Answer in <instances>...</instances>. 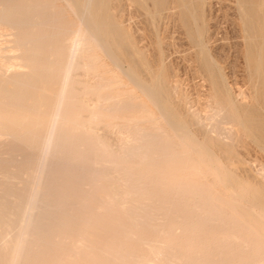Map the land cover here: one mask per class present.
<instances>
[{
    "label": "bare ground",
    "instance_id": "obj_1",
    "mask_svg": "<svg viewBox=\"0 0 264 264\" xmlns=\"http://www.w3.org/2000/svg\"><path fill=\"white\" fill-rule=\"evenodd\" d=\"M111 1L0 0V264H264V165L239 157L249 138L264 147L251 88L207 67L208 103L192 108L163 63L142 76L153 60ZM190 1L153 0L185 28ZM245 3L264 45V4Z\"/></svg>",
    "mask_w": 264,
    "mask_h": 264
},
{
    "label": "rangeland",
    "instance_id": "obj_2",
    "mask_svg": "<svg viewBox=\"0 0 264 264\" xmlns=\"http://www.w3.org/2000/svg\"><path fill=\"white\" fill-rule=\"evenodd\" d=\"M119 1H121V0H119ZM119 1L113 0L110 2V4H114L116 6V8L112 9V6H114V5L109 4L110 10H112L111 12L114 13L116 11L114 13V15H115L114 17L115 18L119 17V19L124 20V21L120 20L121 22L128 24V26H127V24L126 25L124 24V26H126L124 28H126L127 32L130 29V31L132 33L131 32H128V33L131 34V37L134 36V35H132L134 32L136 33V34L135 33L134 34L136 35L137 38L142 35L141 40L139 38L136 39V37L134 36V38H132V42L136 47H138L140 49L145 47L146 49L144 48L143 50H141L142 52H144L146 50V53H143L144 56L146 55L149 57L150 60L151 59L153 60L152 62L151 61L147 62L146 61L147 57L142 58V61L144 60V62L148 63V65H147V63H145L147 66L143 67L144 72H143L142 76L144 78L147 76L146 74L149 73L148 70H151L150 72H152V71L156 72L157 71L156 69H159V67H161L159 65H162V63H163L164 66L163 65L162 66H163V69L165 68L164 71L162 68H160L158 70L159 72L162 71L161 72L162 76L164 75L163 77L165 79L167 78L168 81H171L173 83L177 84L179 82L177 84V86H179V90L180 89H181V91L183 90L182 93L186 94L185 96L188 99V102L192 101L191 103H189V104H191L190 106L192 108H194L195 106H196L195 108H197V107L201 108L200 105L208 103L206 101H208V98H209L208 92H209L210 83H211L209 80L211 78L210 74H212L215 71L214 75L216 77H214V78H216L218 80V77L220 76L221 79L219 78V81L220 80L225 81L231 88L234 86V88H232L234 91L239 88V87L235 88L236 85L240 86V88H241V86H243V87L247 86V87H245V89L247 91L249 90V88H251L250 89L251 91L249 90V92L253 93L252 107L253 106L256 107L258 105L259 107L257 106L256 109L262 108V111L261 110L258 111V109H257V111H255V108L253 107L250 109V111H251L250 114L253 116L255 123L258 122V124H256V125H258V126L264 125V123H263L264 118H261L262 116H264V114H263L264 113L263 112L264 106L262 104L264 102L261 100L262 99L261 98L262 93H260L261 88H262V86L260 87V85H263L261 83L260 78L264 77V76H262V73H264V64H262V63L259 64V61H258L259 60L258 57H261L259 55V52L261 51V48L264 47V45H262L263 43L261 44L262 39H258L259 37L254 38V37H251L250 34H247L248 36L246 35V33H248V32L250 33V28L253 29L251 26V23H250L251 19L249 17L247 19V16L244 15L245 12L243 11V13H242L241 9L239 12V8H240V5L242 3L246 2L245 3V4H247L246 6H248L249 4L250 5L259 4L258 6L261 7L264 4L262 2V0H255V1L254 0H250V1L243 0V2L239 0V3H238V0H194V2L196 1L195 2L196 6L199 4L198 1H201V4H199V6H198L200 8V12L197 11L198 13L195 11L199 10V8L198 7H197L198 9L196 7H195L196 9L193 8L195 6L194 2H193V0L192 1L189 0L191 2L190 4H193V5H191L192 6L191 8H193V9H191L190 12H188L189 15H188V13L186 14V16L188 15L187 16L188 18L186 16H184V18L186 17L185 23L187 22L188 26H190L191 24H194V26L193 25H191V26H193V28L195 27L196 30L192 29L191 26H190V28H191V30H190L189 27L187 26V24H185V26H187L188 28L187 27L185 28L183 22H180V21L184 20L183 18H181L182 16L179 17L178 15H176L173 18H176V17H178V18L172 19V17L170 15H167V11H166V13L164 12L166 7H170L171 4L176 5L178 0L177 1L173 0V2L175 1L174 4L172 1H171L172 2L171 3V2H168V0H165V1L159 0L160 5L163 2L165 4L167 1V3L165 4L166 7H162V8H165L164 10L162 8L157 9V7L155 5H159V3L154 4L153 0L152 1L150 0L151 3H149L150 2L149 0H142V1L148 2L147 4H146V2H141V0H139L140 2L138 0H133V1L127 0V1H130L128 5L126 4L127 2L125 3L126 0H122L123 3H125V5H120V3H122V2L119 3ZM134 1H136V3ZM132 2H134V3H132ZM240 2H242V3L240 4ZM130 3L132 5H130ZM143 3L145 4V6H141V5H144ZM168 3H171V4L169 6H167ZM202 3H203V5H202ZM164 4L161 6H164ZM147 5L148 6L150 5L149 7H150L151 11L149 8L147 9V7H148ZM120 6H121V8H119ZM140 6L142 9L139 8ZM237 6H239V7L237 8ZM153 7H154V9H156L155 11H154ZM138 9H141V10H138ZM143 9H144V11H143ZM168 9L169 8H167L166 10H168ZM149 11L151 12V14L153 16H155L154 19L157 17L155 19V21H154V19L152 20L153 16L150 14ZM153 11L156 12V13H154L155 15L153 14ZM193 11L195 13H197V15L194 13L195 14L194 17H193V15H194ZM161 12H162V14H161ZM144 13H146V14H144ZM150 15L152 18L151 17H150L151 19L147 18V16L149 17ZM239 15L242 16L241 19H240ZM116 16H118V17H116ZM200 16H201V19H200ZM256 17H258V18L260 17V19H258V18H256V19H258L259 23L260 22L262 23L261 14L259 13V16H258V13H257ZM177 19L179 21H177ZM187 19L190 22H188ZM244 19H247V21H244ZM116 20H118V19H116ZM192 20H195V21H192ZM120 21L118 20V22H120ZM203 21L205 23L204 25H202ZM121 22H120V24H123ZM177 22H179V24ZM177 24L178 25L183 24V26L182 25L178 26ZM200 24L202 26L201 31H199L200 30L199 29ZM181 26H182V28H181ZM203 26L204 27L206 26V27L204 28ZM249 26H251V27L249 28ZM240 27L243 29H241ZM187 29L190 30L189 33L192 34V37H193V34H195L194 36L196 38L193 37L195 40H191L193 38L188 37L191 35H189ZM245 29H247V30H245ZM185 30H186V32H185ZM193 32H195V33H193ZM137 33H139L140 36H138ZM203 36L206 38H204ZM243 37H244V39H243ZM246 37H249V38H246ZM245 38H246V40H245ZM250 38L252 39V44L247 43V42H250V41H248V40H251ZM2 39H4V38L0 34V40L2 41ZM200 39L202 41L203 40L205 41V42L204 41L203 42H204V45H206V47L204 46L205 48L203 50L199 46H197V44L193 45V43H192V42L196 43V41H198ZM134 40L135 41L139 40V41L135 42ZM206 40H207V43H206ZM150 41H152V42H150ZM155 42H157V44ZM245 42L248 45H246ZM137 43H138V45L142 44L144 46L142 47L139 45L140 46L139 47L137 45ZM167 43H170V44L167 45ZM243 43H244V45H246L248 47L251 45V48L250 49L246 48L243 45ZM260 44H261V48H260ZM155 45H157V47L158 46L159 47L157 48ZM196 47H197V51H199V52L196 51ZM243 47H245L246 49ZM252 48L254 51H252ZM205 49H207L208 51ZM200 50H202L204 53L202 54V51H200ZM246 50L248 52L249 51L254 52V53L250 52L253 57H251L250 54H249L250 56H248V54H247L248 58L250 57L248 59L245 56ZM153 51H154V53H153ZM187 51H189V52H187ZM243 51H245V52L243 53ZM195 53H196V57H195ZM206 53H209V57H208V54H206ZM257 53H258V55H257ZM161 54H162V56L160 57ZM253 54L257 55V56H254ZM203 55H205L204 58H203ZM101 56L102 55H100V58H102ZM103 57L104 58H102V60L100 59L101 62L103 63V61L104 62L108 61L109 62V63L107 62V64H109L108 69L110 70V68H111V70H112V68H115V69H113V71L115 72V70H116L118 72L116 67L114 65H112L113 63L111 61H109V59L106 56L103 55ZM154 57H156V58H154ZM197 57L201 58V61ZM206 57L208 58L207 59L208 64L204 65L203 60L206 59ZM212 59L214 61H212ZM126 60H127V58H126ZM253 60L255 61L254 63H253ZM158 61H160L161 63H157ZM209 62L210 63L215 62V63L214 64L211 63L212 66H210ZM127 63L128 62L125 61L124 65L127 66ZM216 63H219V64L216 65ZM107 64H104V66L106 67ZM250 64L252 67L250 66ZM153 65H155V66H153ZM213 65L215 68L211 69L213 67ZM258 66L259 67L262 66V67H260L262 70ZM207 67H208V69L211 67L210 70L208 71L210 74H207V70H208V69H206ZM218 67L221 69V71H220V69H218ZM198 68H202V69H198ZM255 68H258L259 70H257V69L254 70ZM106 69H107V67H106ZM203 69L206 71H204ZM250 70L252 72H250ZM146 71H148V72H146ZM248 71H249V73H248ZM256 71L259 73H257ZM216 72H217V75H216ZM200 73H201V75H200ZM203 73L206 74L205 76L210 77V78L206 77V80L208 79L210 83L208 82V80L207 81L203 80V79H205ZM218 73H220V74H218ZM214 75L212 74L211 76L213 77ZM221 75L223 76V78ZM224 76H225V78H224ZM249 76H251V77L253 76V77L251 78ZM255 77H257L258 79H255ZM248 79H250L251 81L252 80L254 81V79H255V82H260L261 84L258 85V83H254V82L251 83V81ZM230 83L232 86L230 85ZM252 84L255 86L254 87L255 89H253ZM258 86L260 87L259 89L257 88ZM242 89H244V88H242ZM255 90L259 91V94H260L259 97H257L258 92ZM256 92H257V95H256ZM188 94H189V96H188ZM259 98H261L260 99L261 101L259 100ZM256 99L259 100V102ZM254 101H255V103L257 102L256 105H255ZM202 102H203V104H202ZM258 103H260V104H258ZM176 107H177V110L179 113H183V111H184L183 108L181 109L178 104L176 105ZM260 111H261L262 115L259 113L257 114V112H260ZM258 117H260L262 120L260 121V118H258ZM257 132H261V131L258 130ZM262 136L264 137V133H262ZM251 140L252 139H250V138H249V140H247V144H248V146H246L247 152H246V148H244V149L242 148V151L240 153L241 156H239V157L244 158L245 156H247L246 158L247 159L249 158V160H248L249 163L251 162L252 167L254 165V169L257 167L256 168V170H257L262 164L264 165V161H263L264 160V154H262L263 153L262 151L259 152V150H261V149L264 150V147L262 148L260 146H257L256 143H254L255 141L253 142ZM249 143H251L250 146L252 145L250 151H249V148H250ZM252 143H254V144H252ZM255 145L257 147H255ZM252 147H254L256 149L254 150V148H252ZM258 147H260V148L258 149ZM252 150H254V151L252 152ZM242 154L243 155L248 154V155L243 156ZM249 154H250V156H249ZM257 155L258 156L260 155V156L258 157ZM233 162H234V160H233ZM234 165L236 166L237 171L239 170L238 172L240 173V175L244 176L245 172L242 170L241 167H238L239 165H237V162L236 163L234 162ZM263 167H260V168H263ZM247 180L250 182L253 181V179L250 178V176H249V178H247ZM255 185H256V187H260L259 184H257V183H255Z\"/></svg>",
    "mask_w": 264,
    "mask_h": 264
}]
</instances>
